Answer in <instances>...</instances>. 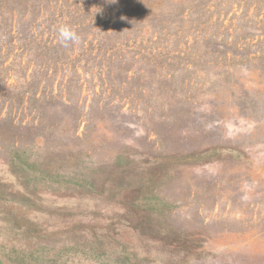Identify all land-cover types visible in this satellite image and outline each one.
Listing matches in <instances>:
<instances>
[{
    "label": "rangeland",
    "instance_id": "374dc122",
    "mask_svg": "<svg viewBox=\"0 0 264 264\" xmlns=\"http://www.w3.org/2000/svg\"><path fill=\"white\" fill-rule=\"evenodd\" d=\"M0 264H264V0H0Z\"/></svg>",
    "mask_w": 264,
    "mask_h": 264
},
{
    "label": "clouds",
    "instance_id": "9594fccd",
    "mask_svg": "<svg viewBox=\"0 0 264 264\" xmlns=\"http://www.w3.org/2000/svg\"><path fill=\"white\" fill-rule=\"evenodd\" d=\"M58 40L62 45L67 46L69 43H75L79 40L78 34L69 26L62 25L57 29Z\"/></svg>",
    "mask_w": 264,
    "mask_h": 264
}]
</instances>
